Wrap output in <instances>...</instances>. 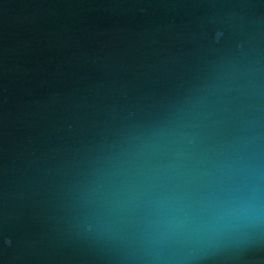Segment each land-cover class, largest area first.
Wrapping results in <instances>:
<instances>
[{
  "label": "water",
  "instance_id": "obj_1",
  "mask_svg": "<svg viewBox=\"0 0 264 264\" xmlns=\"http://www.w3.org/2000/svg\"><path fill=\"white\" fill-rule=\"evenodd\" d=\"M0 264H264V0H0Z\"/></svg>",
  "mask_w": 264,
  "mask_h": 264
}]
</instances>
